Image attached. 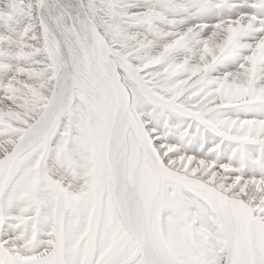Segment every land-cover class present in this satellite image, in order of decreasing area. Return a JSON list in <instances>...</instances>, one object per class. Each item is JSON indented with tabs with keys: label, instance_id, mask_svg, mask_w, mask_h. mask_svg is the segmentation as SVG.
<instances>
[{
	"label": "snow or ice",
	"instance_id": "6c2138e0",
	"mask_svg": "<svg viewBox=\"0 0 264 264\" xmlns=\"http://www.w3.org/2000/svg\"><path fill=\"white\" fill-rule=\"evenodd\" d=\"M0 264H264V0H0Z\"/></svg>",
	"mask_w": 264,
	"mask_h": 264
}]
</instances>
